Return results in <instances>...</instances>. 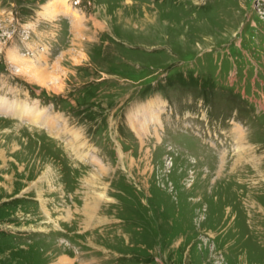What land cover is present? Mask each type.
<instances>
[{"label":"rangeland","instance_id":"obj_1","mask_svg":"<svg viewBox=\"0 0 264 264\" xmlns=\"http://www.w3.org/2000/svg\"><path fill=\"white\" fill-rule=\"evenodd\" d=\"M0 95V264H264V0H0Z\"/></svg>","mask_w":264,"mask_h":264},{"label":"bare ground","instance_id":"obj_2","mask_svg":"<svg viewBox=\"0 0 264 264\" xmlns=\"http://www.w3.org/2000/svg\"><path fill=\"white\" fill-rule=\"evenodd\" d=\"M56 10V9H55ZM57 13V12H56ZM33 71H35V70H33ZM39 74V73H38ZM41 75V74H40ZM42 76V75H41ZM42 77H44V78H42V79H44L45 80V76H42ZM7 101L6 100H4V99H0V113H6V112H8V113H10V114H8V113H6V114H8V115H14V116H16V117H19V118H21V119H32V117L30 116V115H28V114H36L37 113V109H36V107L34 108V107H32V109H34V111L33 110H28V111H26L25 109H21L19 106H17L16 107V104H11V105H9V106H7L6 103ZM24 106H26V105H24ZM38 115H33V117H37ZM41 119H43V118H41ZM33 121H35L34 119H32ZM44 120H46V119H44ZM37 122V121H36ZM4 138V137H3ZM5 138H6V136H5ZM13 138V137H12ZM18 138V137H17ZM23 144V143H22ZM15 145V144H14ZM36 146V145H35ZM10 147V146H9ZM29 147V146H28ZM11 148V147H10ZM15 149H16V147H15ZM40 152V151H39ZM42 152V151H41ZM38 155V154H37ZM46 162V161H45ZM35 163V162H34ZM48 169V168H47ZM50 171V170H49Z\"/></svg>","mask_w":264,"mask_h":264}]
</instances>
